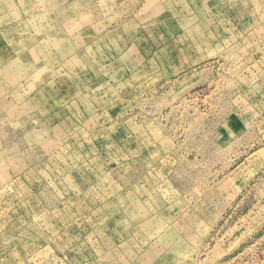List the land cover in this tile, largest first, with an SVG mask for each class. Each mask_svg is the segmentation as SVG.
I'll list each match as a JSON object with an SVG mask.
<instances>
[{"label": "rangeland", "instance_id": "1", "mask_svg": "<svg viewBox=\"0 0 264 264\" xmlns=\"http://www.w3.org/2000/svg\"><path fill=\"white\" fill-rule=\"evenodd\" d=\"M0 264H264V0H0Z\"/></svg>", "mask_w": 264, "mask_h": 264}]
</instances>
